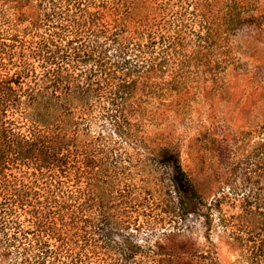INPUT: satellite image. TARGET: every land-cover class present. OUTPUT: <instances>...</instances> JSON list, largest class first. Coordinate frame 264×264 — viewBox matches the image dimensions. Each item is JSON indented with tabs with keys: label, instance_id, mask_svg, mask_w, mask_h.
I'll return each instance as SVG.
<instances>
[{
	"label": "trees",
	"instance_id": "obj_1",
	"mask_svg": "<svg viewBox=\"0 0 264 264\" xmlns=\"http://www.w3.org/2000/svg\"><path fill=\"white\" fill-rule=\"evenodd\" d=\"M7 1L15 10L0 20V258L116 264L98 242L102 208L126 170L113 160L121 150L132 160V146L144 150L127 102L156 68L146 49L166 35L167 48L186 38L181 25L163 32L169 19L159 20L160 11L195 17L208 0ZM127 19L136 20V41L121 36ZM107 34L118 60L92 42ZM214 39L199 36V45L210 51ZM98 118L104 128L94 131ZM160 159L175 180L186 177L178 154ZM16 251L20 261H12Z\"/></svg>",
	"mask_w": 264,
	"mask_h": 264
},
{
	"label": "rangeland",
	"instance_id": "obj_2",
	"mask_svg": "<svg viewBox=\"0 0 264 264\" xmlns=\"http://www.w3.org/2000/svg\"><path fill=\"white\" fill-rule=\"evenodd\" d=\"M3 2L0 20L15 10ZM165 11L163 32L181 25L186 38L144 48L157 65L127 102L144 150L113 160L126 170L102 208L100 253L116 264H264V0H208L195 17ZM134 21L121 29L127 41H136ZM199 36L215 37L210 51ZM95 41L118 60L114 36ZM170 154L185 178L161 161ZM21 258L16 251L12 261Z\"/></svg>",
	"mask_w": 264,
	"mask_h": 264
}]
</instances>
